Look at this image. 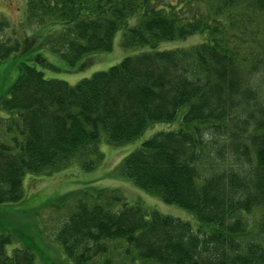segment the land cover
Here are the masks:
<instances>
[{"label": "trees", "instance_id": "16d2710c", "mask_svg": "<svg viewBox=\"0 0 264 264\" xmlns=\"http://www.w3.org/2000/svg\"><path fill=\"white\" fill-rule=\"evenodd\" d=\"M22 1L20 25L31 34L19 38L0 19V61L29 55L0 99L9 114L0 117V206L21 202L26 174L57 172L76 157L92 170L102 132L121 146L177 122L144 140L113 176L192 213L196 227L104 191L77 203L57 231L66 260L264 264V0ZM119 31L123 49L149 51L72 86L34 67L46 64L41 49L70 67L110 52ZM195 35L198 45L157 50ZM11 242L0 232V264H33L27 247L7 255Z\"/></svg>", "mask_w": 264, "mask_h": 264}, {"label": "rangeland", "instance_id": "374dc122", "mask_svg": "<svg viewBox=\"0 0 264 264\" xmlns=\"http://www.w3.org/2000/svg\"><path fill=\"white\" fill-rule=\"evenodd\" d=\"M23 12L24 2L22 0H0V19H4L19 38L28 36L33 31L32 28L21 27ZM202 41L201 36L195 35L185 40L162 42L158 45L157 50L186 49L198 45ZM144 51H149V49H123L121 47V31H119L113 38L110 52L89 55L77 62L75 66L70 67L59 56L41 49L39 52L44 57L46 64H35L34 67L43 73L45 79L61 80L72 86L84 78H89L95 72L106 71L122 59ZM34 54L30 53V56ZM28 56L22 54L16 58L0 61V99L6 96L8 89L18 78L19 63ZM29 64L31 63L29 62ZM80 65H82L81 68ZM184 112L185 109H181L178 117ZM8 116V113L0 111V117ZM176 128H178L177 122L157 124L145 131L134 142L121 146L107 144L103 139L106 138V135L102 132L99 144L102 158L95 162L92 170H84L81 158L76 157L59 168L57 172L48 175L43 173L26 174L22 183L23 199L21 202L0 206V232L9 233L12 237L11 244L6 247L7 255H10L14 249L27 247L35 254L33 264H70L55 242V235L63 222L74 211L77 203L83 202L90 195L97 197L104 191H118L130 205L138 204L147 213L157 211L164 216L188 222L195 228L197 221L192 213L174 205L164 204L158 198L136 188L131 181L113 176V171L122 159L138 149L144 140L156 132L172 131ZM117 206L115 205V207ZM109 245L117 249L119 244L118 242H107V246ZM101 260L102 256H97L94 264H99Z\"/></svg>", "mask_w": 264, "mask_h": 264}]
</instances>
